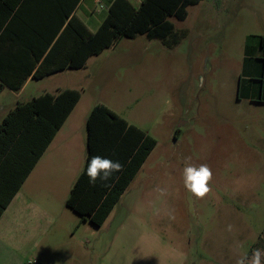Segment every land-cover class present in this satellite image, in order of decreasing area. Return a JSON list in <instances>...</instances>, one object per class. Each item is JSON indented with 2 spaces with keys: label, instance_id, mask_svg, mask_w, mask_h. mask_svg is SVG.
Returning <instances> with one entry per match:
<instances>
[{
  "label": "rangeland",
  "instance_id": "1",
  "mask_svg": "<svg viewBox=\"0 0 264 264\" xmlns=\"http://www.w3.org/2000/svg\"><path fill=\"white\" fill-rule=\"evenodd\" d=\"M104 4L90 2L97 22ZM170 21L186 32L174 48L146 35L123 37L82 70L0 97L1 124L10 106L75 87L81 107L104 104L157 141L98 236L85 226L75 234L85 258L95 240L100 264H236L264 249V104L238 98L249 52L264 37V0H201L185 20ZM186 163L209 166L211 195L185 188Z\"/></svg>",
  "mask_w": 264,
  "mask_h": 264
},
{
  "label": "trees",
  "instance_id": "2",
  "mask_svg": "<svg viewBox=\"0 0 264 264\" xmlns=\"http://www.w3.org/2000/svg\"><path fill=\"white\" fill-rule=\"evenodd\" d=\"M201 0H114L96 32L75 14L81 0H0V94L20 91L31 77L40 80L65 69L84 68L123 38L146 35L168 48L181 44L170 18L183 21ZM4 44V47L2 46ZM260 44L264 47V37ZM256 81V79H252ZM264 84V73L258 79ZM78 90L44 93L19 103L0 124V217L79 102ZM264 102V94L261 98ZM87 156L66 206L83 221L104 224L157 141L104 104H96L87 122ZM93 156L119 161L123 170L107 181L89 183Z\"/></svg>",
  "mask_w": 264,
  "mask_h": 264
},
{
  "label": "crops",
  "instance_id": "3",
  "mask_svg": "<svg viewBox=\"0 0 264 264\" xmlns=\"http://www.w3.org/2000/svg\"><path fill=\"white\" fill-rule=\"evenodd\" d=\"M93 1L104 2V8L108 13L114 0ZM129 1L132 4L137 2L138 7L142 2V0ZM90 2L91 0H81L74 14L86 24L91 32H96L107 13L97 22L89 10ZM82 17L86 20H83ZM91 24H93L92 27ZM2 46L4 47V44ZM92 57L87 60L85 67ZM248 58L244 68L247 82L243 87L240 86L238 98L249 101L251 104H264L261 100L262 94H264V84L257 81L264 73V47L259 44L252 48ZM82 69H65L60 72ZM252 79H256V81ZM34 80L30 77L18 92L5 87L0 97L6 90H9L14 96H19ZM65 89L77 90L75 87L66 86L58 88L55 92L41 94H56ZM80 94L81 98L74 110L0 217V264H100L99 261L95 262L97 253L95 240L92 243L87 241L91 247V249L87 247L84 251L87 253V258L83 254L79 255L75 250L77 241L75 234L82 226H85L84 231L93 238L98 236L97 228L99 227L88 221H83L80 216L79 220L71 217V212L76 213L66 206L70 191L86 162L87 118L93 107L99 104L95 102L90 106L81 107L83 94ZM34 97L37 96H31L29 100ZM23 102L10 106L2 121L11 110ZM144 131L149 134L148 131ZM212 191L210 189L209 195ZM209 209L212 210V204ZM152 239L157 240L158 235H154L153 238L148 237L147 242ZM262 263L264 264L263 260Z\"/></svg>",
  "mask_w": 264,
  "mask_h": 264
},
{
  "label": "clouds",
  "instance_id": "4",
  "mask_svg": "<svg viewBox=\"0 0 264 264\" xmlns=\"http://www.w3.org/2000/svg\"><path fill=\"white\" fill-rule=\"evenodd\" d=\"M123 170V165L119 161H112L108 158L93 156L88 163L86 175L89 183L95 185L98 179L107 181L112 178L113 174ZM212 171L206 164L199 167L186 163L183 169V180L185 188L197 198H203L210 191L209 182L212 179ZM231 231V225H229ZM264 249H254L251 257L247 254L238 258L236 264H262Z\"/></svg>",
  "mask_w": 264,
  "mask_h": 264
},
{
  "label": "built area",
  "instance_id": "5",
  "mask_svg": "<svg viewBox=\"0 0 264 264\" xmlns=\"http://www.w3.org/2000/svg\"><path fill=\"white\" fill-rule=\"evenodd\" d=\"M97 3H101L100 1H97Z\"/></svg>",
  "mask_w": 264,
  "mask_h": 264
}]
</instances>
